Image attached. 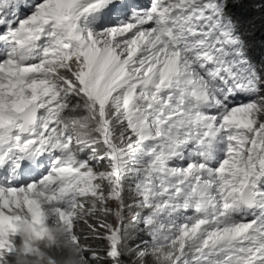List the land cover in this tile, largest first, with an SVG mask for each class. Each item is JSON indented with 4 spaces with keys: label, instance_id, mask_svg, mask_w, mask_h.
Instances as JSON below:
<instances>
[{
    "label": "snow or ice",
    "instance_id": "snow-or-ice-1",
    "mask_svg": "<svg viewBox=\"0 0 264 264\" xmlns=\"http://www.w3.org/2000/svg\"><path fill=\"white\" fill-rule=\"evenodd\" d=\"M228 7L0 0V264L20 223L81 264H264V68Z\"/></svg>",
    "mask_w": 264,
    "mask_h": 264
},
{
    "label": "clouds",
    "instance_id": "clouds-1",
    "mask_svg": "<svg viewBox=\"0 0 264 264\" xmlns=\"http://www.w3.org/2000/svg\"><path fill=\"white\" fill-rule=\"evenodd\" d=\"M15 264H81L64 225L45 224L43 229L20 223ZM36 233H41L38 237ZM63 254H60V253Z\"/></svg>",
    "mask_w": 264,
    "mask_h": 264
},
{
    "label": "trees",
    "instance_id": "trees-1",
    "mask_svg": "<svg viewBox=\"0 0 264 264\" xmlns=\"http://www.w3.org/2000/svg\"><path fill=\"white\" fill-rule=\"evenodd\" d=\"M226 12L247 57L264 68V0H229Z\"/></svg>",
    "mask_w": 264,
    "mask_h": 264
},
{
    "label": "bare ground",
    "instance_id": "bare-ground-1",
    "mask_svg": "<svg viewBox=\"0 0 264 264\" xmlns=\"http://www.w3.org/2000/svg\"><path fill=\"white\" fill-rule=\"evenodd\" d=\"M249 57V56H248Z\"/></svg>",
    "mask_w": 264,
    "mask_h": 264
}]
</instances>
